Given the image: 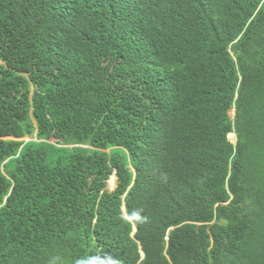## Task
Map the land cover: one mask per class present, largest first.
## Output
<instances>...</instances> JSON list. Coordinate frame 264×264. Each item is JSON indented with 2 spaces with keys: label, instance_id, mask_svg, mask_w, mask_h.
<instances>
[{
  "label": "trees",
  "instance_id": "obj_1",
  "mask_svg": "<svg viewBox=\"0 0 264 264\" xmlns=\"http://www.w3.org/2000/svg\"><path fill=\"white\" fill-rule=\"evenodd\" d=\"M0 264H264V0H0Z\"/></svg>",
  "mask_w": 264,
  "mask_h": 264
},
{
  "label": "clouds",
  "instance_id": "obj_2",
  "mask_svg": "<svg viewBox=\"0 0 264 264\" xmlns=\"http://www.w3.org/2000/svg\"><path fill=\"white\" fill-rule=\"evenodd\" d=\"M236 111H235V109H234V107L229 111V118L233 121L234 120V118H235V116H236V113H235ZM234 113V116H233V118H232V114ZM229 129L230 130H232L233 129V127H232V125H230L229 126ZM232 135L233 137H234V140H235V135L233 134V133H229L228 135H227V139H228V141H229V138H228V136L229 135ZM236 141V140H235ZM230 142V141H229ZM231 143V142H230ZM232 144V143H231ZM235 144V143H234ZM233 144V145H234ZM109 150H106V152H108ZM125 151V150H124ZM125 153L128 155V153L125 151ZM129 167H130V169H131V171H134L133 170V167L130 165V163H128L127 164ZM111 177H113V180H114V184H113V186H112V190H109L108 188H107V185H108V181H109V179L111 178ZM109 179L107 180V185H106V189L108 190V191H113L114 189H115V187H116V184H117V182H116V175H115V172H113L111 175H110V177H109ZM129 189V188H128ZM122 214H124L125 215V210H124V206H122Z\"/></svg>",
  "mask_w": 264,
  "mask_h": 264
},
{
  "label": "water",
  "instance_id": "obj_3",
  "mask_svg": "<svg viewBox=\"0 0 264 264\" xmlns=\"http://www.w3.org/2000/svg\"><path fill=\"white\" fill-rule=\"evenodd\" d=\"M233 116H234V113L232 114V118H233ZM26 141H28V139H26ZM229 141H230L232 144H234V143H235L234 137H233V142H232L230 139H229ZM107 188H108L109 190H112V188H110L108 185H107ZM135 231H136V229H135V227H133L132 234H134ZM140 255H141V259H142V258H143V254L140 253Z\"/></svg>",
  "mask_w": 264,
  "mask_h": 264
},
{
  "label": "bare ground",
  "instance_id": "obj_4",
  "mask_svg": "<svg viewBox=\"0 0 264 264\" xmlns=\"http://www.w3.org/2000/svg\"><path fill=\"white\" fill-rule=\"evenodd\" d=\"M229 137H231V141L233 142V136L230 134ZM110 184V183H109ZM111 186V185H110ZM113 186V185H112ZM112 188V187H111Z\"/></svg>",
  "mask_w": 264,
  "mask_h": 264
},
{
  "label": "rangeland",
  "instance_id": "obj_5",
  "mask_svg": "<svg viewBox=\"0 0 264 264\" xmlns=\"http://www.w3.org/2000/svg\"><path fill=\"white\" fill-rule=\"evenodd\" d=\"M228 138L231 140V137L228 136ZM109 183H110V182H108V186L110 187V184H109Z\"/></svg>",
  "mask_w": 264,
  "mask_h": 264
}]
</instances>
